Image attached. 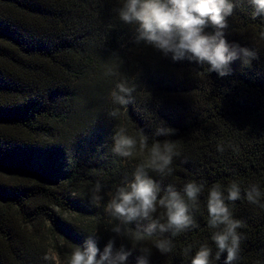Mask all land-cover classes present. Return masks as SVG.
<instances>
[{"label": "trees", "instance_id": "trees-1", "mask_svg": "<svg viewBox=\"0 0 264 264\" xmlns=\"http://www.w3.org/2000/svg\"><path fill=\"white\" fill-rule=\"evenodd\" d=\"M233 2L225 38L255 50L257 59L250 65L237 59L221 77L210 65L173 61L135 43L134 28L113 11L123 0H0V264H70L92 234L101 251L109 239L131 250L128 264H137L139 248L151 250L149 264H191L202 245L212 250L210 264H224L206 205L212 185L232 181L242 198L229 207L244 222L236 264H264V208L243 198L253 184L264 193V17H253L248 0ZM113 65L119 75H106ZM123 79L136 86L126 106L111 98ZM163 124L174 134L156 136ZM119 128L137 140L142 130L149 146H137L131 158L116 155L112 136ZM165 139L178 153L172 172L149 176L161 195L168 185L177 191L189 182L204 185L198 227L176 237L117 236L104 211L110 194L147 164L152 143ZM97 182L99 207L89 198ZM154 218L166 222L159 205ZM165 237L173 248L161 254L155 242Z\"/></svg>", "mask_w": 264, "mask_h": 264}, {"label": "clouds", "instance_id": "clouds-1", "mask_svg": "<svg viewBox=\"0 0 264 264\" xmlns=\"http://www.w3.org/2000/svg\"><path fill=\"white\" fill-rule=\"evenodd\" d=\"M254 9L253 17H264V0H248ZM233 0H123V3L113 9L119 20L130 25L135 30V43L143 42L163 56H171L173 61L187 59L200 65H210L209 72H216L221 77L229 75L230 63L240 59L243 64L250 65L257 59V52L236 43H229L225 38L228 29V18L236 9ZM211 26L214 31L206 29ZM264 38V33H261ZM119 65L107 68L106 75L118 76ZM136 91L133 83L129 86L127 79L116 83L111 92L114 104L126 106L132 102V93ZM110 117L119 115L117 110L108 114ZM175 130L164 126L157 128L155 135L168 137ZM112 151L124 158H131L137 146L141 150L147 148L149 137L141 130L139 139L129 136L126 129L119 128L112 136ZM175 143L171 140H156L151 145L147 164H138L131 180L125 179L110 194L104 211L116 222L111 231L117 236L127 239L136 237H152L157 234H170L176 237L182 232L198 227L195 211L199 207V197L204 191V185L189 182L182 191L168 185L162 189L150 176L149 170L160 174H171L173 157L178 155ZM229 147H234L229 145ZM217 150L224 151L223 145ZM234 150H238L235 149ZM102 185L97 182L90 190V203L96 207L101 205L104 197ZM264 193L258 185H251L244 193L250 204L264 208L261 197ZM242 198L241 186L238 181H232L226 188L217 183L208 189L207 211L208 226L214 229L211 239L217 248V259L226 253L224 264H236L238 259L242 235L238 231L244 222L234 218L229 203ZM165 210L166 222L154 218L157 206ZM135 222V228L129 227ZM89 235L84 246H77L71 255L70 264H128L131 250L124 246L115 247V240L109 239L101 251L94 238ZM155 248L161 254L172 251L173 241L169 237L158 239ZM137 264H149L148 257L151 250L138 249ZM190 247L185 249L189 252ZM211 248L202 245L195 253L191 264H210Z\"/></svg>", "mask_w": 264, "mask_h": 264}, {"label": "rangeland", "instance_id": "rangeland-1", "mask_svg": "<svg viewBox=\"0 0 264 264\" xmlns=\"http://www.w3.org/2000/svg\"><path fill=\"white\" fill-rule=\"evenodd\" d=\"M53 259L55 260V257L53 256Z\"/></svg>", "mask_w": 264, "mask_h": 264}]
</instances>
